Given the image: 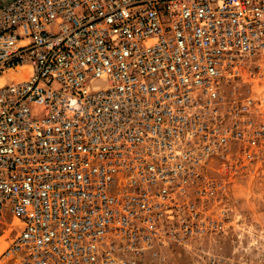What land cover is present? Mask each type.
<instances>
[{"label": "built area", "instance_id": "obj_1", "mask_svg": "<svg viewBox=\"0 0 264 264\" xmlns=\"http://www.w3.org/2000/svg\"><path fill=\"white\" fill-rule=\"evenodd\" d=\"M252 58L264 0L2 2L1 257L168 264L223 233L212 162L262 153Z\"/></svg>", "mask_w": 264, "mask_h": 264}, {"label": "rangeland", "instance_id": "obj_2", "mask_svg": "<svg viewBox=\"0 0 264 264\" xmlns=\"http://www.w3.org/2000/svg\"><path fill=\"white\" fill-rule=\"evenodd\" d=\"M247 63L238 92L260 101L264 122V60L252 58ZM260 150L253 161L242 160L233 152L225 160L212 162L210 175L221 179L224 186L212 208L216 214L227 210V229L201 238L197 245L168 250V264H264V139ZM10 220L8 216L6 221ZM13 225L18 227L17 220L13 219ZM15 233L9 229L0 234V264H14L1 253Z\"/></svg>", "mask_w": 264, "mask_h": 264}, {"label": "crops", "instance_id": "obj_3", "mask_svg": "<svg viewBox=\"0 0 264 264\" xmlns=\"http://www.w3.org/2000/svg\"><path fill=\"white\" fill-rule=\"evenodd\" d=\"M4 1H7V0H0V4H1L2 2H4Z\"/></svg>", "mask_w": 264, "mask_h": 264}, {"label": "snow or ice", "instance_id": "obj_4", "mask_svg": "<svg viewBox=\"0 0 264 264\" xmlns=\"http://www.w3.org/2000/svg\"><path fill=\"white\" fill-rule=\"evenodd\" d=\"M125 15H127V13H125ZM76 102L75 101H73V104H75Z\"/></svg>", "mask_w": 264, "mask_h": 264}]
</instances>
